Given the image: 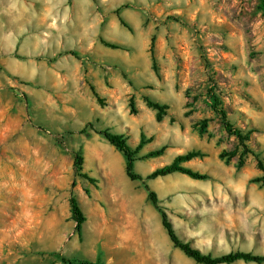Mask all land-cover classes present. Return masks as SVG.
<instances>
[{
  "label": "rangeland",
  "instance_id": "obj_1",
  "mask_svg": "<svg viewBox=\"0 0 264 264\" xmlns=\"http://www.w3.org/2000/svg\"><path fill=\"white\" fill-rule=\"evenodd\" d=\"M261 1L0 0V32L31 17L16 45L0 36V264H201L170 241L104 128L132 148L144 134L143 175L198 153L182 164L207 178L147 181L180 239L264 255ZM146 96L167 105L161 120Z\"/></svg>",
  "mask_w": 264,
  "mask_h": 264
},
{
  "label": "trees",
  "instance_id": "obj_2",
  "mask_svg": "<svg viewBox=\"0 0 264 264\" xmlns=\"http://www.w3.org/2000/svg\"><path fill=\"white\" fill-rule=\"evenodd\" d=\"M259 7L261 9H264V0L261 1ZM145 100L148 106L156 110V119L161 120V118L165 114L167 105L160 103L159 101L152 100L149 96H146ZM130 112L131 113L135 112V108L133 107L132 101L130 102ZM218 112L221 113V116L224 120L223 123L224 126L228 128L229 122L226 120V115L224 110L219 109ZM93 130L96 133L101 134L111 145L114 146L116 150H118L122 154L125 161L126 176L130 180H139L143 183V187L147 192V199L160 214L161 224L164 227L170 241L173 243L175 247L182 250L187 256L191 257L195 262L201 264H223V263H232L237 260H242L245 262L252 261L257 263L264 262L263 254H254L252 252L242 251V250L230 251L219 256H212L210 254H205L201 252L198 248L193 247L189 242L180 239L179 236L176 234L173 224L166 213V210L164 209V207L160 205V201L158 199L156 192L150 189V187L147 184V181L173 172H180L195 179L207 178L208 176L206 174L192 170L191 168L182 164V162L188 161L192 159L194 156H196L198 154L197 152L188 151L186 153L179 154L170 163L165 164L161 167H157L153 169L151 172L143 175L134 169V164L135 161L137 160V154L142 149L143 145L147 142L143 133L140 134V140L137 143V145L132 148L127 143L126 137L121 133L113 132L109 128L93 129ZM78 132L88 134L87 126L85 125ZM243 145L244 148H246L245 147L246 145L244 143ZM163 148L164 147H162L158 151H155V153L153 154H159L160 152H162ZM221 156L223 155L221 154ZM82 164H83V156L80 152H76L74 155V166L76 170H80ZM258 164L260 169L262 170V174L260 176L253 178L252 181L260 182L261 186L264 187V163L261 160H259ZM70 207H71L72 217L76 221L78 229H80L83 222L85 221V216L75 197H70ZM57 255L59 256L60 260L66 264H86L83 262H77L59 253H57ZM91 264H96V263H91Z\"/></svg>",
  "mask_w": 264,
  "mask_h": 264
},
{
  "label": "crops",
  "instance_id": "obj_3",
  "mask_svg": "<svg viewBox=\"0 0 264 264\" xmlns=\"http://www.w3.org/2000/svg\"><path fill=\"white\" fill-rule=\"evenodd\" d=\"M25 26L24 27H18L16 30L15 29H10V33L8 34L5 31L0 32L1 37H8L10 39V43L12 45H16L18 38L23 35V33L27 32L30 30V27H28V22L31 20L30 16H26L24 19ZM39 37H41L39 35ZM2 43V42H1Z\"/></svg>",
  "mask_w": 264,
  "mask_h": 264
}]
</instances>
